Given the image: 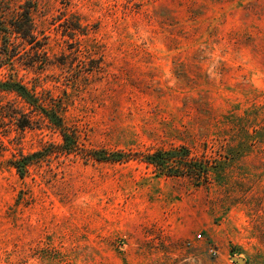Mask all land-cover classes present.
<instances>
[{"label": "rangeland", "instance_id": "rangeland-1", "mask_svg": "<svg viewBox=\"0 0 264 264\" xmlns=\"http://www.w3.org/2000/svg\"><path fill=\"white\" fill-rule=\"evenodd\" d=\"M26 7L38 46L9 66L0 32V81L78 145L0 92V264H264V0H0L3 27ZM178 146L206 183L141 160Z\"/></svg>", "mask_w": 264, "mask_h": 264}, {"label": "trees", "instance_id": "trees-1", "mask_svg": "<svg viewBox=\"0 0 264 264\" xmlns=\"http://www.w3.org/2000/svg\"><path fill=\"white\" fill-rule=\"evenodd\" d=\"M17 17L19 18L11 19L9 28L3 27V21L0 20V32L3 33L1 41L2 51L4 55H8V61L5 64H9V66H12L10 58L18 55L17 47L14 46V42L12 41L14 35L29 45L35 43V47L38 46L29 7H26L20 16L18 15ZM3 52L0 53L2 56ZM0 92L13 93L25 104L36 111H40L49 123L59 131L63 140V143L60 145L61 151L65 153L74 152L73 148H76L78 145L76 137L69 133V129L64 124L62 116L58 113L51 99H49V105L46 106L44 101H40L33 89H29L25 85L14 81H0ZM21 126L24 127L25 124ZM38 155L39 153H32L20 156L19 159L12 161L11 164L20 178L25 175L27 167ZM91 156L96 161L120 162L124 160L123 155L116 152L95 151L92 152ZM141 156V160L144 163L154 167L157 172L167 177L189 176L193 179L203 180L202 182L206 183L209 173L215 169V166L210 165L209 161L191 156L189 149L184 146L165 150L156 149Z\"/></svg>", "mask_w": 264, "mask_h": 264}, {"label": "water", "instance_id": "water-1", "mask_svg": "<svg viewBox=\"0 0 264 264\" xmlns=\"http://www.w3.org/2000/svg\"><path fill=\"white\" fill-rule=\"evenodd\" d=\"M231 260L233 261V262H235V263H237V264H244L245 263V261H244V259H242V258H236V257H231Z\"/></svg>", "mask_w": 264, "mask_h": 264}]
</instances>
